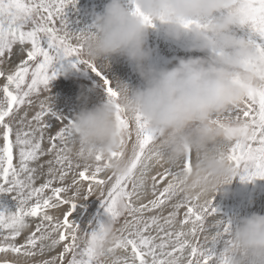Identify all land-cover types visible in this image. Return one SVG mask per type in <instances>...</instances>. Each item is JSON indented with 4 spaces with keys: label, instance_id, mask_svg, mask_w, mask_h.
Wrapping results in <instances>:
<instances>
[{
    "label": "snow or ice",
    "instance_id": "6c2138e0",
    "mask_svg": "<svg viewBox=\"0 0 264 264\" xmlns=\"http://www.w3.org/2000/svg\"><path fill=\"white\" fill-rule=\"evenodd\" d=\"M127 2L133 15L155 27L135 0ZM76 4L0 0V196H10L16 209L0 211L2 264H229L232 219L217 215L214 197L187 196L174 182L191 170V153L179 166L167 163L152 150L158 131L140 115L130 121L122 114L112 82L82 58L91 26L69 30L66 9ZM240 22L258 54V62L245 68L264 80V0H246ZM182 23L186 29L206 26ZM13 56L20 58L15 64ZM81 66L100 78L116 109L125 151L111 157L130 158L123 174L110 173L100 155L81 163L66 154L74 122L53 111L49 86L68 68ZM216 123L234 137L228 147L233 177L264 180V86L247 87ZM93 197L103 218L77 222L74 215Z\"/></svg>",
    "mask_w": 264,
    "mask_h": 264
},
{
    "label": "clouds",
    "instance_id": "9594fccd",
    "mask_svg": "<svg viewBox=\"0 0 264 264\" xmlns=\"http://www.w3.org/2000/svg\"><path fill=\"white\" fill-rule=\"evenodd\" d=\"M135 6L155 27L133 15L127 0H109L92 16L91 31L84 33L82 58L103 71L116 59L128 62L141 84L111 81L122 114L130 121L140 115L158 131L152 150L167 163L179 166L191 153V170L180 172L174 182L187 196L215 198L235 179L228 159L234 137L216 119L244 98L247 87L264 86L254 70L245 68L247 62H258V54L240 34L246 27L240 22L246 0H135ZM188 20L206 26L186 29L182 21ZM153 29L173 42L188 38L189 50L205 55L159 66L148 45ZM80 99L84 105L74 115L66 154L81 163H94L100 155L108 161L110 173H125L130 158L111 157L125 151L115 107L107 100L88 107L87 97ZM232 221L229 264H264V214Z\"/></svg>",
    "mask_w": 264,
    "mask_h": 264
},
{
    "label": "rangeland",
    "instance_id": "374dc122",
    "mask_svg": "<svg viewBox=\"0 0 264 264\" xmlns=\"http://www.w3.org/2000/svg\"><path fill=\"white\" fill-rule=\"evenodd\" d=\"M108 2L109 0H77L75 9L71 6L66 9L69 30L79 32L88 28L91 24L92 16L96 13H101ZM240 34L244 35V32ZM191 43L188 38L180 42H173L166 38L158 29H153L150 32L148 40V45L152 49L153 63L159 66H171L180 58L186 59L205 55V53L199 51H190ZM19 59V57L13 56L12 63H17ZM104 75L110 81L114 79L124 80L133 87L141 84L133 68L122 58L114 60L111 68L108 71H104ZM3 83V79H0V86ZM49 87L53 111L68 120H73L74 115L84 105V100L80 99L81 96L87 97L88 107L106 100L103 82L91 70L85 71L83 66L79 70L68 68L64 74L52 81ZM70 181L71 176L68 178V182ZM214 205L218 208L217 215L221 219H235L252 213L264 214V180L241 182L237 177L227 187L226 193L215 196ZM5 209L10 212L16 210L15 202L10 196H0V211ZM98 214L103 218L100 201L93 197L84 202V208L78 210L74 215V219L77 222L87 224L90 219ZM164 214H167V210H165ZM23 238L22 236L19 239L22 241ZM59 251H61L60 247L55 250L56 253H59ZM4 255L0 253V264H2ZM8 255L11 257V254Z\"/></svg>",
    "mask_w": 264,
    "mask_h": 264
},
{
    "label": "bare ground",
    "instance_id": "6f19581e",
    "mask_svg": "<svg viewBox=\"0 0 264 264\" xmlns=\"http://www.w3.org/2000/svg\"><path fill=\"white\" fill-rule=\"evenodd\" d=\"M97 100V99H96Z\"/></svg>",
    "mask_w": 264,
    "mask_h": 264
}]
</instances>
